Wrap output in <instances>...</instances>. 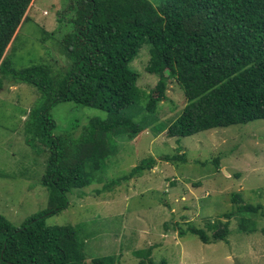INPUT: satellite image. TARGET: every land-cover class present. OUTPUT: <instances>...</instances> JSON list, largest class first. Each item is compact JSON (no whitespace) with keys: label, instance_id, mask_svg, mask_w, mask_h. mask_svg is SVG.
<instances>
[{"label":"trees","instance_id":"trees-1","mask_svg":"<svg viewBox=\"0 0 264 264\" xmlns=\"http://www.w3.org/2000/svg\"><path fill=\"white\" fill-rule=\"evenodd\" d=\"M32 1L0 0V89L9 79L39 91L24 130L28 145L44 142L49 150L41 177L49 207L19 226L0 213V264H114L111 256L88 263L85 240L76 226L48 224L46 216L65 209L68 193L96 177L112 153L111 135L132 137L144 128L124 110L146 97L145 109L154 111L170 79L183 90L186 103L166 127L167 136L264 118V0H70L71 29L60 40L68 63L57 73L44 63L15 68L6 50L9 44L13 50ZM144 42L150 45L146 70L158 76L148 94L139 88V75L130 67ZM67 100L103 109L108 116L89 118L75 137L53 134L51 109ZM176 150L161 158L187 162L181 146ZM154 161L151 156L142 159L105 187L141 175ZM211 162L217 167L218 157ZM230 195L236 209L226 217L241 214L238 227L249 232L253 218L247 212L264 216V208L245 203L238 191ZM218 220L217 230L213 222L206 224L211 234L191 223L177 226L178 233H190L205 243L226 240L229 221ZM151 251L149 246L133 253L144 264L146 259L152 262Z\"/></svg>","mask_w":264,"mask_h":264},{"label":"rangeland","instance_id":"rangeland-1","mask_svg":"<svg viewBox=\"0 0 264 264\" xmlns=\"http://www.w3.org/2000/svg\"><path fill=\"white\" fill-rule=\"evenodd\" d=\"M69 3L31 2L13 50L10 44L6 49L15 68L44 63L57 73L67 65L60 40L71 29ZM149 47L144 42L130 62L145 94L158 80L146 70ZM38 96L34 85L21 81L6 79L0 89V213L16 226L49 207L41 183L48 147L44 142L30 146L25 141L24 121ZM145 103L143 97L124 110L144 128L132 137L111 135L112 153L96 177L87 186L72 189L68 206L46 216V222L76 226L85 240L88 263L95 257L111 256L114 264H139L141 257L133 251L152 246V262L146 259L144 264H264V216L247 212L253 218L248 232L238 227L241 214L225 215L236 209L231 192L238 191L245 203L264 208V118L170 137L166 127L186 103L178 83L169 80L165 98L154 111H147ZM51 115L56 122L53 134L75 137L89 118H106L108 113L67 100L58 102ZM177 146L186 152L187 162L161 158L176 154ZM148 156L155 159L152 168L105 187ZM217 157L216 167L211 161ZM218 219L223 224L229 221L226 240L205 243L190 233H178L177 226L186 228L191 223L211 234L206 224L213 222L217 230Z\"/></svg>","mask_w":264,"mask_h":264},{"label":"crops","instance_id":"crops-1","mask_svg":"<svg viewBox=\"0 0 264 264\" xmlns=\"http://www.w3.org/2000/svg\"><path fill=\"white\" fill-rule=\"evenodd\" d=\"M16 87V86H15Z\"/></svg>","mask_w":264,"mask_h":264}]
</instances>
